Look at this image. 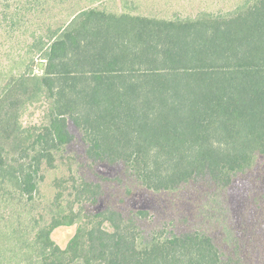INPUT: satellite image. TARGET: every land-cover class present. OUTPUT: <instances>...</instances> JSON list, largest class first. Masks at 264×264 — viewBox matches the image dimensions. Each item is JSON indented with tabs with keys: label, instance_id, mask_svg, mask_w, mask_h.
Returning <instances> with one entry per match:
<instances>
[{
	"label": "trees",
	"instance_id": "16d2710c",
	"mask_svg": "<svg viewBox=\"0 0 264 264\" xmlns=\"http://www.w3.org/2000/svg\"><path fill=\"white\" fill-rule=\"evenodd\" d=\"M43 56L42 73L0 90V226L2 209L28 220L0 228V255L15 244L24 264L264 262V199L255 198L253 229L230 227L226 237L241 231L220 243L178 216L199 192L252 198L264 157V0L179 19L79 8ZM37 102L45 121L24 126L21 114ZM102 165L118 173L98 172ZM57 171L43 223L29 206ZM146 191L171 199L176 214L159 222L155 211L128 206ZM74 225L62 248L52 232Z\"/></svg>",
	"mask_w": 264,
	"mask_h": 264
},
{
	"label": "rangeland",
	"instance_id": "374dc122",
	"mask_svg": "<svg viewBox=\"0 0 264 264\" xmlns=\"http://www.w3.org/2000/svg\"><path fill=\"white\" fill-rule=\"evenodd\" d=\"M242 1L244 0H101V2L98 0H0V90L13 77L42 73L38 62L44 57L49 37L65 23L72 11L79 8H87L92 5L106 10H127L135 14L179 19L196 18L202 14L226 15L232 12L238 2ZM45 114L46 105L37 102L28 106L21 114L20 120L24 126L40 125L45 121ZM79 154L81 153L78 152ZM258 164L255 176L257 181L253 183L252 187L254 188L250 194L252 198L247 199L246 195H241L242 198H245L242 199L233 196L234 194L212 193L207 195L199 192L195 197H189L183 200L185 202L180 203L182 208H180L181 212L178 216L189 217L194 225L204 227V230L213 235L219 243L221 241L220 234L226 237L225 235H228L232 230L230 227L247 226L253 229L255 221L260 220L264 213V211L260 212V217H258L256 207L253 208L256 197L260 202L264 199V157L259 159ZM78 167L77 160L73 161L74 173L78 172ZM67 169H64V174L69 172ZM97 171L108 176L118 173L117 168L106 165L97 167ZM56 174L62 175L60 171L55 174L53 172L46 173L42 183L41 197H38L36 202L29 206L33 217L41 218L43 211V223L49 221V214H45V206L54 196L55 188L52 186V180ZM111 199L113 198L107 196L101 198L95 210L99 211L105 208ZM170 201L171 199L166 196L146 191L135 193L128 199L127 204L135 209L155 211L157 213L155 219L160 222L164 219H171L176 214H173L176 206L169 208ZM257 208L259 207L257 206ZM223 210L226 212L222 213ZM2 211L4 214L1 217L2 226L9 220L8 225L19 227V223L25 219L24 216L18 217L17 214L8 218L9 209H2ZM27 221L26 218L25 223ZM21 228V236H31L30 230L26 231L23 227ZM76 229L77 225L62 226L52 232V237L58 245L65 248ZM240 231L238 228L231 237L226 238L237 237ZM0 233L2 234V232ZM258 253L260 254L259 251ZM24 263L22 251L15 244L13 246L11 244L7 251L0 255V264ZM250 264H264V262L256 259Z\"/></svg>",
	"mask_w": 264,
	"mask_h": 264
}]
</instances>
